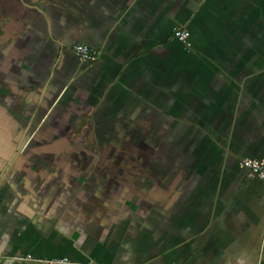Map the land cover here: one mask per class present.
Wrapping results in <instances>:
<instances>
[{"label":"crops","instance_id":"1","mask_svg":"<svg viewBox=\"0 0 264 264\" xmlns=\"http://www.w3.org/2000/svg\"><path fill=\"white\" fill-rule=\"evenodd\" d=\"M245 157L264 0H0V264H264Z\"/></svg>","mask_w":264,"mask_h":264},{"label":"built area","instance_id":"2","mask_svg":"<svg viewBox=\"0 0 264 264\" xmlns=\"http://www.w3.org/2000/svg\"><path fill=\"white\" fill-rule=\"evenodd\" d=\"M174 38L187 44L190 38V32L185 28H178L174 32ZM73 52L82 61L96 60L99 51L91 49L86 43H76L73 46ZM241 167L245 168L249 178H258L264 181V158L245 157L240 160ZM69 261L61 258L43 260L42 264H63ZM259 264V263H255Z\"/></svg>","mask_w":264,"mask_h":264},{"label":"flooded vegetation","instance_id":"3","mask_svg":"<svg viewBox=\"0 0 264 264\" xmlns=\"http://www.w3.org/2000/svg\"><path fill=\"white\" fill-rule=\"evenodd\" d=\"M36 132L33 131H29L27 132L26 136L23 138V140L21 142H19V147L22 149H27V148H31L32 145L35 142V138H36ZM25 151V150H24Z\"/></svg>","mask_w":264,"mask_h":264}]
</instances>
